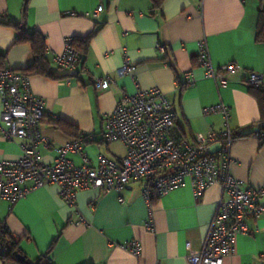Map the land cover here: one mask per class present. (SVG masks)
<instances>
[{
	"label": "crops",
	"instance_id": "1",
	"mask_svg": "<svg viewBox=\"0 0 264 264\" xmlns=\"http://www.w3.org/2000/svg\"><path fill=\"white\" fill-rule=\"evenodd\" d=\"M99 5L103 8L94 15ZM261 7L264 0H165L152 12V0H0V20L16 22L45 37L53 75H31L34 94L46 100L42 133L53 140L51 148L41 149L43 160L53 162L56 147L82 133L93 135L85 148L95 162L100 153L123 157L125 144L104 138L105 118L125 93L138 88L158 87L168 95L180 141L194 143L197 134L221 131L227 125L234 133L256 129L262 114L247 79L251 72L264 76V42L256 41ZM92 32L77 71L54 62V54L64 50L66 37L83 38ZM15 39L16 28L0 23L4 66L24 71L32 63V46ZM204 39L216 68L231 61L242 66L226 75L224 85L207 77L198 64V44ZM158 43L165 52L158 50ZM125 53L136 67L132 74L120 76ZM189 71L195 77L192 85L185 83ZM106 76L114 81L98 88L96 80ZM219 102L231 109L228 123L220 113L203 114L204 107ZM2 111L0 102V117ZM64 122L70 123L66 129ZM21 153L19 142L5 139L0 130V162L17 160ZM231 155L235 177L254 187L264 186V141L253 135L238 137ZM69 158L81 164L77 154ZM143 187L142 181H132L120 193L99 188L79 191L77 204L85 221L77 222L58 187L47 185L12 208L0 197V221L7 223L29 259L44 254L54 242L51 264H189L186 244L191 242L195 251L203 245L221 185L215 183L196 197L188 181L155 196L151 205ZM152 215L151 230L146 222ZM249 225L251 232L237 236L235 250L224 257L223 264H264V214L250 219ZM132 239L142 244L139 256L123 246ZM0 264L7 263L0 259Z\"/></svg>",
	"mask_w": 264,
	"mask_h": 264
},
{
	"label": "built area",
	"instance_id": "2",
	"mask_svg": "<svg viewBox=\"0 0 264 264\" xmlns=\"http://www.w3.org/2000/svg\"><path fill=\"white\" fill-rule=\"evenodd\" d=\"M102 8V5L97 6L93 14L98 15ZM74 39L66 37L64 50L54 54L53 58L59 67L71 71H77L80 61ZM198 45V64L206 76L219 85L226 83L228 73L242 69L235 61L216 68L206 40H201ZM157 47L160 52H165L162 43ZM135 67L125 53L118 74H132ZM185 77L187 85L195 83L191 71L186 72ZM113 81L109 76L98 78L96 86L105 88ZM247 82L262 85L264 76L251 72ZM0 102L3 105L2 135L7 140L18 141L22 151L17 160L0 162V197L10 204V208L30 192L56 185L60 196L74 209L77 222H84L78 209L77 194L88 188L120 193L130 182L142 181L144 198L151 205L155 196L161 197L188 181L196 197L218 183L222 193L203 245L195 251L191 242L186 244L189 264H223L224 257L234 252L237 236L251 232L249 220L264 214V186L254 187L231 172L234 162L231 147L238 136L230 126L221 131L211 129L207 135L197 134L194 143L180 141L175 132L176 111L168 95L158 87L138 88L135 93H125L121 97L113 112L105 118L104 138L107 142L122 141L127 152L118 159L100 153L97 162L85 148L87 140L93 138L91 133H82L57 146L58 156L53 162L43 160L41 149L51 148L53 140L42 133L41 123L47 114L46 100L34 94L30 74L8 66L0 68ZM214 113L222 114L228 123L231 109L223 102L203 109L206 116ZM263 126L264 122L260 121L251 135L263 138ZM72 153L81 158L80 165L69 158ZM120 201H123L122 197ZM3 226L12 233L6 222ZM146 226L154 229L153 215ZM12 238L16 240L14 235ZM123 246L135 256L141 254L142 244L137 239L129 240ZM6 249L1 243L0 253Z\"/></svg>",
	"mask_w": 264,
	"mask_h": 264
},
{
	"label": "trees",
	"instance_id": "3",
	"mask_svg": "<svg viewBox=\"0 0 264 264\" xmlns=\"http://www.w3.org/2000/svg\"><path fill=\"white\" fill-rule=\"evenodd\" d=\"M165 0H152V12H156L163 5ZM26 9H24V14ZM0 23L11 25L16 28V42H29L32 46V63L24 72L33 75V74H42V75H53L50 64L47 59L46 53V42L45 37L42 33L37 30H29L26 26H19L16 22L11 21H2ZM95 34V32L90 33L86 37L74 39V45L80 53V61L84 52L87 50L90 39ZM256 41L264 42V8L261 7L259 10L258 17V26L256 32ZM5 56L0 55V67H5ZM184 85V84H183ZM249 91L254 95L259 103L262 114V120L264 122V84L254 85L249 83ZM70 126V123H63V127L66 129ZM257 129V127H256ZM256 129L242 131L240 133H235L236 136H246L251 135ZM264 132V126L261 128ZM264 141V137L261 138ZM2 221H0V244L3 243L7 249L5 252L0 253V259H2L7 264H51V252L54 246V242L48 248V250L39 256L36 259H29L24 256L20 244L17 240L12 238L13 234L9 231L7 232V227L3 226Z\"/></svg>",
	"mask_w": 264,
	"mask_h": 264
}]
</instances>
